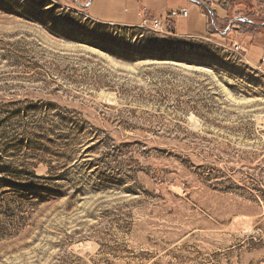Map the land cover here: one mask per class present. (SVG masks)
<instances>
[{
    "label": "rangeland",
    "instance_id": "1",
    "mask_svg": "<svg viewBox=\"0 0 264 264\" xmlns=\"http://www.w3.org/2000/svg\"><path fill=\"white\" fill-rule=\"evenodd\" d=\"M223 1L0 0V264H264V3ZM139 7L190 17L91 19Z\"/></svg>",
    "mask_w": 264,
    "mask_h": 264
},
{
    "label": "crops",
    "instance_id": "2",
    "mask_svg": "<svg viewBox=\"0 0 264 264\" xmlns=\"http://www.w3.org/2000/svg\"><path fill=\"white\" fill-rule=\"evenodd\" d=\"M93 0H90V2H89V4H88V12H89V8H90V6H91V2H92ZM127 1H129L130 3H134V4H139V3H142V1L143 0H127ZM195 1V0H194ZM255 1H259V2H263L264 3V0H255ZM196 3L200 6V8H201V11L202 12H204L205 13V7H206V4H204V3H200V2H198V1H196ZM210 4V3H209ZM212 4V5H211ZM211 6L212 7H214V6H216L213 2H211ZM185 10H187V9H185ZM189 12V11H188ZM206 14V13H205ZM90 15V14H89ZM138 19H139V24H134V23H130V22H127V23H125V24H122V23H120V22H118L116 19L119 17V15L117 14V16L115 15V14H111L110 16H108L107 17V19L106 20H104V21H100V20H97V19H94L93 17H91V19L92 20H94V21H96V22H99V23H103V24H115V25H121V26H131V27H141L142 25H143V20H149V21H152V20H156V19H162V20H169L170 22H172V23H174V21H176L177 19H173V20H171V19H169V15H168V18H163V17H161V18H157V17H154V16H152L151 15V13L149 12V10H147V9H145V8H140L139 7V10H138ZM121 16V15H120ZM115 17H117V18H115ZM189 17H190V13H189V16H188V18H186V19H184V20H187V19H189ZM115 18V19H114ZM225 18H220L219 20H224ZM179 20H183V19H179ZM174 26H175V30H174V32L176 33V25H175V23H174ZM212 26H214L213 27V29H212V31L214 30V28H216V24L215 25H212ZM207 27H208V30H209V28L211 27V24L209 23V19L207 20ZM230 30V29H229ZM229 30L227 31V32H229ZM226 33H223V32H221L220 33V35H222V36H224ZM190 36V35H189ZM211 37V36H214V34L213 33H210V31H208L207 33H206V35H205V37ZM244 48V47H243ZM245 50H246V57H247V55H248V53H249V50L248 49H246V48H244ZM259 54H260V58H259V60H258V64H256V63H252L251 61H249L253 66H255V67H259L263 72H264V42H262V44H261V46L259 45Z\"/></svg>",
    "mask_w": 264,
    "mask_h": 264
},
{
    "label": "built area",
    "instance_id": "3",
    "mask_svg": "<svg viewBox=\"0 0 264 264\" xmlns=\"http://www.w3.org/2000/svg\"><path fill=\"white\" fill-rule=\"evenodd\" d=\"M208 3H211L212 1L206 0ZM189 16L188 10H180V11H173L169 14V19H186ZM141 27L149 28L151 31L156 32V33H162V34H171L175 33L173 29L166 27V21L162 19H156V20H143V25ZM233 52L237 54H245L246 50L243 48L242 45L240 44H235L233 46Z\"/></svg>",
    "mask_w": 264,
    "mask_h": 264
},
{
    "label": "trees",
    "instance_id": "4",
    "mask_svg": "<svg viewBox=\"0 0 264 264\" xmlns=\"http://www.w3.org/2000/svg\"><path fill=\"white\" fill-rule=\"evenodd\" d=\"M217 7H222L223 9H225L226 10V6H227V4H224V1L223 0H211ZM211 9H212V6H211ZM214 13V12H213ZM166 21V27H167V29L168 28H171V29H173V30H175L174 28H175V26H174V23H172V22H170L168 19L167 20H165Z\"/></svg>",
    "mask_w": 264,
    "mask_h": 264
},
{
    "label": "bare ground",
    "instance_id": "5",
    "mask_svg": "<svg viewBox=\"0 0 264 264\" xmlns=\"http://www.w3.org/2000/svg\"><path fill=\"white\" fill-rule=\"evenodd\" d=\"M242 223V222H241Z\"/></svg>",
    "mask_w": 264,
    "mask_h": 264
}]
</instances>
